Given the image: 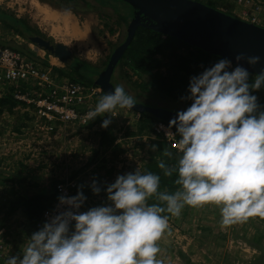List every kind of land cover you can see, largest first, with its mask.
I'll return each mask as SVG.
<instances>
[{
	"label": "clouds",
	"instance_id": "clouds-1",
	"mask_svg": "<svg viewBox=\"0 0 264 264\" xmlns=\"http://www.w3.org/2000/svg\"><path fill=\"white\" fill-rule=\"evenodd\" d=\"M235 59H247L251 65L261 61L260 56L243 53ZM262 87L264 70L250 78L248 68H233L228 58L193 75L187 95L181 97L191 104L169 122L176 132H166L170 139L179 136L180 155L171 167L163 160L158 164L164 175L178 174L175 183L180 188L161 192L160 175L138 167L107 186L110 204L80 211L87 200L82 190L61 195L58 207H66L37 229L40 219L21 253L6 264H161L157 241L168 226L165 211L179 216L185 205L213 204L219 207L223 225L264 218V110L252 94ZM135 104L123 85H117L98 100L88 118L108 116L101 124L107 128L115 110ZM164 155L171 158L173 153ZM91 188L96 194L102 191L95 180ZM152 197L161 203L149 204Z\"/></svg>",
	"mask_w": 264,
	"mask_h": 264
},
{
	"label": "rangeland",
	"instance_id": "rangeland-1",
	"mask_svg": "<svg viewBox=\"0 0 264 264\" xmlns=\"http://www.w3.org/2000/svg\"><path fill=\"white\" fill-rule=\"evenodd\" d=\"M203 1L234 15H243L242 6L241 12L235 10V0ZM127 8L129 6L120 0H77L57 5L41 0H0V9L26 18L43 33V39L50 38L55 44L66 45L71 51V60L73 57L80 58L96 64L101 70L113 50L128 35L132 22L128 24L122 20L118 12H126ZM0 41L17 46L27 45L32 50L28 39L5 30L1 22ZM34 49L45 54L42 47ZM46 58L47 61L50 59L48 55ZM50 60L55 65L67 69L70 67L59 58L53 57ZM40 63L47 66L44 61ZM121 72L120 68L116 75L120 76ZM120 79V84L135 100L143 99L149 105L180 111L191 104L156 95L129 83L123 77ZM136 79L138 77L133 75L132 80ZM10 86L12 85H6L4 81L0 83V94H15L17 90ZM29 91L33 93L36 89L30 87ZM261 95L258 94L257 97L260 99ZM26 107L20 105L12 114L4 113L0 116V155L3 157V169L22 170V176L27 178L25 184L18 186L19 189L33 180H39L44 187L50 182L52 175L59 179L75 180L79 185L92 184L93 180L113 181L118 175L134 172L138 167L142 170L143 164L153 152L149 135H129L132 129H136L141 118L139 112L132 108L117 109L112 114L114 116L111 117V126L116 136L115 144H120L122 149L113 145V150H110L106 146L100 147L99 123L82 127L73 125L69 128H63L64 126L56 123L52 124V129L51 125L46 127L43 121L37 120L33 110ZM27 111L31 116H27ZM104 118L105 116L101 122ZM22 122L26 125L22 126L21 131L15 129V125ZM99 148L100 153L92 159L94 150ZM22 164L26 168H21ZM9 183L12 184L11 181ZM35 191H38V187ZM110 203L108 199L99 197L93 206ZM25 220L18 211L4 225L6 240L18 237L26 240L20 248L19 244L14 246L15 241H9L6 246L9 249L6 259L20 254L28 238L35 232H27L22 228ZM221 220V213L216 205H185L179 216L168 220L167 228L157 241L160 249L157 259L161 264H264V218L252 216L246 221L230 225H223Z\"/></svg>",
	"mask_w": 264,
	"mask_h": 264
},
{
	"label": "trees",
	"instance_id": "trees-1",
	"mask_svg": "<svg viewBox=\"0 0 264 264\" xmlns=\"http://www.w3.org/2000/svg\"><path fill=\"white\" fill-rule=\"evenodd\" d=\"M42 2H49L53 5L65 1H77V0H41ZM121 1V0H120ZM203 1V0H200ZM204 2V1H203ZM88 3V2H87ZM106 3V2H105ZM126 3V2H124ZM101 4V3H100ZM107 4V3H106ZM105 5V4H103ZM129 8L127 11L119 10V17L125 22H133L134 12L133 8L126 3ZM130 10V11H129ZM132 10V11H131ZM228 12V11H227ZM231 13V12H228ZM232 14V13H231ZM132 19V21H131ZM0 22L7 31H12L13 33L23 36L29 41H34V38H42L43 33L32 25L26 18L18 17L15 14L6 12L0 9ZM114 32V29H111ZM36 43V42H35ZM0 45L10 46L14 49L22 51L29 57L38 58L27 45H11L7 42L0 41ZM43 48V47H42ZM222 57L213 54L205 49L198 46L189 44L177 37L162 33L153 28L147 27L145 25H139L136 33L130 42L129 46L126 48L124 54L120 57L119 63L114 67V72H112L111 80L115 86L120 84V77L125 78L129 83H134L136 86L143 89L151 91L159 96H166L167 98L179 100L180 102H190V100H182V96H186L188 93V85L190 83V78L193 75H198L205 70V68L212 66ZM108 62V61H107ZM106 62V64H107ZM45 64H49L44 61ZM70 66L68 69L64 67L54 66L55 74L59 78H67L72 81L80 82L86 86H96L101 87L96 80L101 68L96 64L89 61L82 60L80 58H74L71 61L66 62ZM236 66V64H235ZM125 67H127L125 69ZM165 67V70L163 68ZM122 69L121 75H116L118 71ZM257 73L250 71V78H254ZM133 75H136L138 79L132 80ZM9 85L8 83H5ZM13 89V86H10ZM102 88V87H101ZM26 92V90H23ZM109 91L102 88V92L98 100ZM252 94L258 95L262 94L261 98H258V104L261 110H264V87L259 90H253ZM96 101V104L98 102ZM137 102L145 103V100H135ZM147 104V103H145ZM20 105L28 106L24 100H21L13 94V92H2L0 94V116L4 113L12 114L14 109ZM149 105V104H147ZM159 105V104H158ZM166 106V105H163ZM190 106V104H189ZM26 109H30L26 107ZM133 109V108H132ZM135 110V109H134ZM140 113L141 118H139L140 123L136 125V129L130 131L129 135L131 137L143 136L144 134L149 135L151 146L156 145V150L150 154L148 160L143 164L141 172H153L160 175V188L161 192L174 193L179 188L180 185L175 183L178 174L173 173L172 176L164 175L163 169H161L158 164L159 161L163 160L169 167L176 164L177 159L180 155L178 148L169 141L163 133H159L156 130V126L160 122H169L156 115L151 110H144L142 112L136 110ZM27 116H31L27 111ZM105 115H109L105 113ZM104 116H99L94 120H89L86 124H76L77 126H87L99 123L101 127V120ZM108 118L105 116L104 119ZM101 122V123H100ZM24 122L21 124H16L15 129L21 131L22 126H25ZM174 127V126H172ZM175 128V127H174ZM176 129V128H175ZM100 147L106 146L107 149L114 145L116 148H121L120 144L116 143V136L113 133V128L111 124L107 127H101L100 129ZM122 151V150H121ZM165 151H171L173 156L171 158L164 155ZM100 153V148L94 150V157ZM21 168H26L21 165ZM113 170V169H112ZM112 170L109 172L112 173ZM69 180V179H67ZM65 179H59L52 175L50 182L43 187V183L39 180H33L27 185H22L21 189L26 188V190H21L18 188L21 184H25L27 181L26 177L22 176V170L16 169H3V157L0 155V192L5 198H3V208L4 216L1 226L4 227L7 219L14 213L20 211L24 218H27L23 222L22 228L29 232L34 228L37 222L41 219L42 215L49 209H52L59 198L60 188L67 181ZM12 182V184L9 183ZM76 185L73 187L74 194H77L78 190H82L87 196L85 204L82 206L84 210L93 207L94 202L98 200V197H102L107 200L106 188L109 184L115 182L100 180L97 181L98 185L101 187L102 191L96 194L92 191L91 184L79 185L75 180ZM30 186V187H28ZM82 186V187H81ZM28 187V190H27ZM38 187V191L35 188ZM149 204L161 203L155 197L148 200ZM161 206H164L161 204ZM162 215L167 216L168 220H172L173 215L167 213L166 211ZM18 239H20L18 237ZM18 239H7V242L15 241L14 246L17 247ZM22 241H26L21 238L19 248Z\"/></svg>",
	"mask_w": 264,
	"mask_h": 264
},
{
	"label": "water",
	"instance_id": "water-1",
	"mask_svg": "<svg viewBox=\"0 0 264 264\" xmlns=\"http://www.w3.org/2000/svg\"><path fill=\"white\" fill-rule=\"evenodd\" d=\"M133 8V22L125 40L111 53L105 67L99 72L96 83L109 92L115 88L111 80L117 60L124 54L139 25L177 37L191 45L198 46L233 64H240L249 71L264 70V26L240 16L211 6L200 0H121ZM36 44L49 50L61 61L72 59L70 49L64 44L43 38H34ZM260 56L261 61L251 65L247 59L236 61L239 54ZM133 109L140 112L151 110L170 122L178 111L161 106L147 105L135 101ZM175 127V126H174Z\"/></svg>",
	"mask_w": 264,
	"mask_h": 264
},
{
	"label": "built area",
	"instance_id": "built-area-1",
	"mask_svg": "<svg viewBox=\"0 0 264 264\" xmlns=\"http://www.w3.org/2000/svg\"><path fill=\"white\" fill-rule=\"evenodd\" d=\"M243 7V15L240 17H252L250 21L261 24L260 17L255 15L264 14V0H236ZM249 9L253 10L249 12ZM255 11V13H254ZM264 20V18H262ZM35 43H30L32 50L36 52L37 57H44L47 54L50 59L58 57L48 54V51L43 50L45 54H41V50H35L38 47ZM62 62V61H61ZM54 62L51 60L49 66H42L40 60L33 59L22 51L14 49L10 46L0 45V83L11 84L17 91L15 96L28 103V108H31L35 113L37 120L43 121L48 125L60 124L63 128H69L76 124H86L89 122L88 113L96 106L101 87L86 86L80 82L72 81L67 78H59L55 74ZM62 67V66H59ZM232 67L235 65L232 63ZM35 88L33 93L29 88ZM26 89V92H23ZM140 115V113L138 114ZM159 133H163L165 137L178 148L179 136L170 139L166 136L168 130L176 132L174 127H169L166 122H160L156 126ZM76 185L74 180H67L60 188L59 197L61 195L72 196L76 195L73 192V187ZM59 199L56 201L52 209L47 210L41 220L37 224V229H40L44 222L49 219L50 215L55 212L62 211L66 206H60ZM80 211H86L81 207ZM3 196L0 192V264H6L7 254L9 249L6 247L8 242L4 237L5 228L1 226L4 216ZM74 223V222H73ZM8 238V237H7ZM12 256V255H11Z\"/></svg>",
	"mask_w": 264,
	"mask_h": 264
},
{
	"label": "crops",
	"instance_id": "crops-1",
	"mask_svg": "<svg viewBox=\"0 0 264 264\" xmlns=\"http://www.w3.org/2000/svg\"><path fill=\"white\" fill-rule=\"evenodd\" d=\"M236 5H235V10L237 11V12H241V10H242V7H241V5L240 4H238L237 2H236V0H235V2H234ZM253 10H251V9H249V12H252ZM254 13H255V11H254ZM255 15H257L258 17H260L261 18V20H262V23L264 24V20L262 19V18H264V14L263 15H259L258 13H255ZM243 18V17H242ZM251 16L249 17V18H247V17H245L244 19H246V20H251ZM19 36V35H18ZM24 38V37H23ZM25 39V38H24ZM29 41V40H28ZM30 42V41H29ZM35 43V42H34ZM38 47H41L40 45L38 46ZM29 48V47H28ZM30 49V48H29ZM31 50V49H30ZM31 51H33V53L36 55V52L34 51V50H31ZM41 54H42V52H41ZM47 57V54H45V56L44 57H42V56H40L39 57V60L41 61V62H43V61H47V60H45V58ZM44 59V60H43ZM46 59H48V58H46ZM50 60V59H49ZM48 60V61H49ZM47 61V62H48ZM51 61V60H50ZM49 64H50V62H48ZM49 64L47 65V66H49ZM26 220H27V218H25ZM19 241H18V244H20V240L21 239H18ZM22 242H24V241H22Z\"/></svg>",
	"mask_w": 264,
	"mask_h": 264
},
{
	"label": "flooded vegetation",
	"instance_id": "flooded-vegetation-1",
	"mask_svg": "<svg viewBox=\"0 0 264 264\" xmlns=\"http://www.w3.org/2000/svg\"><path fill=\"white\" fill-rule=\"evenodd\" d=\"M48 40L50 39V38H47Z\"/></svg>",
	"mask_w": 264,
	"mask_h": 264
},
{
	"label": "bare ground",
	"instance_id": "bare-ground-1",
	"mask_svg": "<svg viewBox=\"0 0 264 264\" xmlns=\"http://www.w3.org/2000/svg\"><path fill=\"white\" fill-rule=\"evenodd\" d=\"M44 11V10H43ZM50 13V12H49ZM69 35V34H68Z\"/></svg>",
	"mask_w": 264,
	"mask_h": 264
}]
</instances>
